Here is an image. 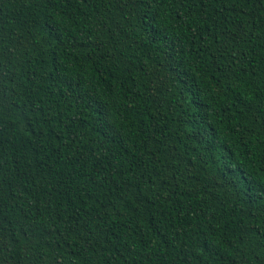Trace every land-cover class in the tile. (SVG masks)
Wrapping results in <instances>:
<instances>
[{
    "label": "trees",
    "instance_id": "16d2710c",
    "mask_svg": "<svg viewBox=\"0 0 264 264\" xmlns=\"http://www.w3.org/2000/svg\"><path fill=\"white\" fill-rule=\"evenodd\" d=\"M0 264H264V0H0Z\"/></svg>",
    "mask_w": 264,
    "mask_h": 264
}]
</instances>
